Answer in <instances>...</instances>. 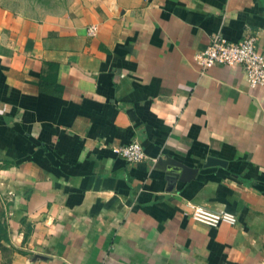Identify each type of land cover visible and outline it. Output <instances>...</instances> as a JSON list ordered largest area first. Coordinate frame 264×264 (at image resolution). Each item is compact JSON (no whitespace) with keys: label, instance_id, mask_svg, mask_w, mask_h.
Returning <instances> with one entry per match:
<instances>
[{"label":"crops","instance_id":"1","mask_svg":"<svg viewBox=\"0 0 264 264\" xmlns=\"http://www.w3.org/2000/svg\"><path fill=\"white\" fill-rule=\"evenodd\" d=\"M214 34L264 55V0L0 4V264H264V86L197 66ZM130 141L143 160L111 153ZM165 159L197 172L169 188Z\"/></svg>","mask_w":264,"mask_h":264},{"label":"built area","instance_id":"2","mask_svg":"<svg viewBox=\"0 0 264 264\" xmlns=\"http://www.w3.org/2000/svg\"><path fill=\"white\" fill-rule=\"evenodd\" d=\"M94 31L93 25L87 27L88 35H92ZM255 41L254 35H247L239 40H228L219 34H214L193 59L202 70L215 64L238 65L243 71L248 86H264V55L257 50ZM110 151L126 162L141 161L146 156L142 147L135 141L124 145H112ZM190 217L210 227H216L220 223L233 225L236 222L234 214L229 211L212 210L197 205H191Z\"/></svg>","mask_w":264,"mask_h":264},{"label":"rangeland","instance_id":"3","mask_svg":"<svg viewBox=\"0 0 264 264\" xmlns=\"http://www.w3.org/2000/svg\"><path fill=\"white\" fill-rule=\"evenodd\" d=\"M74 0H0V4L15 10L23 11L36 17H55L72 6ZM6 254L0 248V261Z\"/></svg>","mask_w":264,"mask_h":264},{"label":"water","instance_id":"4","mask_svg":"<svg viewBox=\"0 0 264 264\" xmlns=\"http://www.w3.org/2000/svg\"><path fill=\"white\" fill-rule=\"evenodd\" d=\"M158 165L164 171L165 179L170 185L169 188L172 187L175 181L188 182L195 176L197 172V168L188 167L180 162H176L170 159L161 160L158 162ZM206 165H224V162L220 159L209 157L205 161L204 166Z\"/></svg>","mask_w":264,"mask_h":264},{"label":"trees","instance_id":"5","mask_svg":"<svg viewBox=\"0 0 264 264\" xmlns=\"http://www.w3.org/2000/svg\"><path fill=\"white\" fill-rule=\"evenodd\" d=\"M2 216V212L0 214ZM7 227L4 220L0 222V239L6 240Z\"/></svg>","mask_w":264,"mask_h":264}]
</instances>
